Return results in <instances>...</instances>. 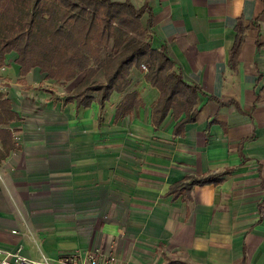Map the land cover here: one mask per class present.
Returning a JSON list of instances; mask_svg holds the SVG:
<instances>
[{"label":"crops","instance_id":"0c3cea01","mask_svg":"<svg viewBox=\"0 0 264 264\" xmlns=\"http://www.w3.org/2000/svg\"><path fill=\"white\" fill-rule=\"evenodd\" d=\"M150 5L151 47L200 88L194 119L170 109L157 124L161 92L142 67L101 109L97 91L89 105L67 99L84 73L67 82L39 67L22 75L9 53L0 91L16 117L0 122L1 249L51 264L76 251L119 264H264V0ZM224 171L219 183L173 191Z\"/></svg>","mask_w":264,"mask_h":264},{"label":"trees","instance_id":"16d2710c","mask_svg":"<svg viewBox=\"0 0 264 264\" xmlns=\"http://www.w3.org/2000/svg\"><path fill=\"white\" fill-rule=\"evenodd\" d=\"M146 13L149 19L144 27ZM153 24L150 0L140 8L130 0H0V70L8 65L7 55L14 51L22 75L39 67L46 78L67 82L84 73L67 99L89 105L94 98L88 93L97 91L95 99L103 109L113 92H122L130 85L131 70L144 64L146 79L161 92L154 107L155 122L159 124L170 109L185 111L188 120H193L190 113L200 88L174 70L175 63L165 51L151 47ZM243 40V29L238 25L232 64L237 62ZM101 73L103 80L96 79ZM135 96L129 95L127 100ZM126 104L118 107V114L126 111ZM15 117L11 101L0 91V122ZM228 173L191 177L174 185L173 191L219 183Z\"/></svg>","mask_w":264,"mask_h":264},{"label":"built area","instance_id":"2783aa9c","mask_svg":"<svg viewBox=\"0 0 264 264\" xmlns=\"http://www.w3.org/2000/svg\"><path fill=\"white\" fill-rule=\"evenodd\" d=\"M142 69L147 70V66L142 64ZM0 171V179H1ZM22 247L17 252H7L0 248V264H51V260L43 256L40 260L31 259L21 254ZM59 261L63 264H119L116 256L104 255L99 251H87L83 256L79 251L62 256Z\"/></svg>","mask_w":264,"mask_h":264}]
</instances>
